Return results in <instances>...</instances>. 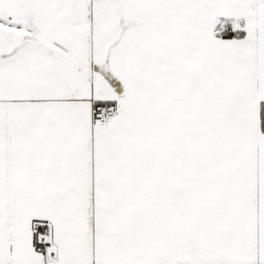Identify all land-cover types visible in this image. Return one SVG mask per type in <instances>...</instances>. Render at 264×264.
Returning <instances> with one entry per match:
<instances>
[{
	"label": "snow or ice",
	"instance_id": "1",
	"mask_svg": "<svg viewBox=\"0 0 264 264\" xmlns=\"http://www.w3.org/2000/svg\"><path fill=\"white\" fill-rule=\"evenodd\" d=\"M0 264H264V0H0Z\"/></svg>",
	"mask_w": 264,
	"mask_h": 264
}]
</instances>
